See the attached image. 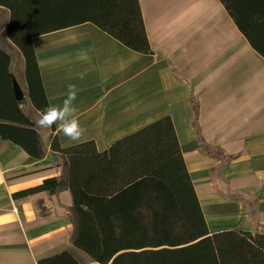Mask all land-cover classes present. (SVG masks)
Masks as SVG:
<instances>
[{
	"label": "crops",
	"instance_id": "crops-1",
	"mask_svg": "<svg viewBox=\"0 0 264 264\" xmlns=\"http://www.w3.org/2000/svg\"><path fill=\"white\" fill-rule=\"evenodd\" d=\"M139 2L152 55L130 50L91 23L33 38L49 104H62L68 85L75 84L77 118L86 132L74 142L53 128L38 129L43 159L0 137V264H38L77 251L69 190L14 197L62 176L63 160L50 147L53 136L63 148L94 142L104 152L166 117L210 233L264 235V58L219 0ZM0 10V47L16 48L6 34L10 12ZM12 68L30 104L22 110L34 123L39 112L28 99L25 62L23 86ZM194 100L204 141L219 149L214 156L199 151Z\"/></svg>",
	"mask_w": 264,
	"mask_h": 264
},
{
	"label": "trees",
	"instance_id": "trees-1",
	"mask_svg": "<svg viewBox=\"0 0 264 264\" xmlns=\"http://www.w3.org/2000/svg\"><path fill=\"white\" fill-rule=\"evenodd\" d=\"M253 50L264 58V0H219ZM10 12L6 34L25 62L28 99L49 105L33 47L35 37L91 23L137 53L152 55L139 0H0ZM12 57L0 47V137L31 158L45 152L38 128L22 110L11 75ZM199 151L214 156L198 125ZM55 128L53 127V130ZM51 150L63 160L60 178L14 195L69 190L74 248L96 264H264V235L234 230L211 234L170 117L99 152L94 142ZM234 157H229V160ZM213 182L217 169L210 172ZM38 264H81L65 251Z\"/></svg>",
	"mask_w": 264,
	"mask_h": 264
},
{
	"label": "clouds",
	"instance_id": "clouds-1",
	"mask_svg": "<svg viewBox=\"0 0 264 264\" xmlns=\"http://www.w3.org/2000/svg\"><path fill=\"white\" fill-rule=\"evenodd\" d=\"M81 78L83 77L81 76ZM77 94V86L69 84L62 104L53 105L50 103L41 109L38 118L34 122L35 126L38 129H52L55 127L57 133H62L74 142L80 141L86 129L81 127L77 118V108L75 107Z\"/></svg>",
	"mask_w": 264,
	"mask_h": 264
},
{
	"label": "rangeland",
	"instance_id": "rangeland-1",
	"mask_svg": "<svg viewBox=\"0 0 264 264\" xmlns=\"http://www.w3.org/2000/svg\"><path fill=\"white\" fill-rule=\"evenodd\" d=\"M1 11V10H0ZM2 16V13H1ZM5 18L2 17L1 21H3ZM5 21V20H4ZM6 51L11 55L12 57V72L15 76H17L18 78H23V73H22V63H24V59L22 58L23 56L21 55V53L18 51L17 48H14L12 46L9 45V47H6ZM25 73V72H24ZM22 80V79H21ZM25 81L23 82L22 80V86L24 85ZM30 104H28V101L25 103V107L27 108ZM75 255L77 256V258L79 259V261L81 262V264H96L94 263L89 257H87L85 254L76 251Z\"/></svg>",
	"mask_w": 264,
	"mask_h": 264
},
{
	"label": "water",
	"instance_id": "water-1",
	"mask_svg": "<svg viewBox=\"0 0 264 264\" xmlns=\"http://www.w3.org/2000/svg\"><path fill=\"white\" fill-rule=\"evenodd\" d=\"M13 81H14V86H15V90H16L17 95L20 98H23L24 97V94L21 92V90H20V88L18 86V83L15 80H13Z\"/></svg>",
	"mask_w": 264,
	"mask_h": 264
}]
</instances>
